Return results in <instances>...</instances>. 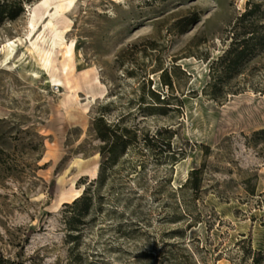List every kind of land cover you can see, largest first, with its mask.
Segmentation results:
<instances>
[{"label":"rangeland","instance_id":"rangeland-1","mask_svg":"<svg viewBox=\"0 0 264 264\" xmlns=\"http://www.w3.org/2000/svg\"><path fill=\"white\" fill-rule=\"evenodd\" d=\"M39 1L20 0L0 23L6 264H248L243 250L264 251V45L218 98L206 87L247 9L260 34L264 0H75L55 16ZM33 48L52 54V69ZM97 117L129 138L102 179L110 141ZM85 187L91 205L69 229L79 206L64 203Z\"/></svg>","mask_w":264,"mask_h":264},{"label":"trees","instance_id":"trees-1","mask_svg":"<svg viewBox=\"0 0 264 264\" xmlns=\"http://www.w3.org/2000/svg\"><path fill=\"white\" fill-rule=\"evenodd\" d=\"M20 0H0V23L4 20H13L15 19L19 13L22 11ZM254 16L253 9H247L243 12L236 20L237 27L242 29L241 36L242 39L237 38L238 34L232 38L229 48L223 53V55L218 58L215 62H213L210 66V81L206 84L207 91L209 90L208 94L213 98H218L217 92L220 90L223 81L229 78L233 73L236 72L237 68L241 64V62L248 58L250 54L256 47L264 45V24L260 26V34L256 35L255 33L257 30L251 23L252 17ZM257 19V18H256ZM250 34L246 38L244 35ZM161 80L162 83L171 87V81L168 78V72L163 70L161 72ZM151 94H155L154 91H150ZM101 117H97L94 121V129L97 133V136L109 142L110 146L108 148V154L105 159L102 158L101 163L99 164V177L102 179L103 177V170L105 166L111 165L115 163L116 158L125 150V146L128 143L129 138L124 137L127 130H121L120 133L113 132L110 129V125H106L102 123ZM125 132V133H124ZM258 133H264V130H261ZM102 153V151H101ZM198 172V169H194L191 172V176L195 175ZM195 177V176H194ZM91 181L88 183L90 184ZM193 189H198V181L195 177L191 182ZM87 188L85 187L82 193L75 197L71 203H64L65 206L69 207H77L79 206L78 213L73 215L67 219V224L69 229H76V223L79 222V218L82 214L86 213L91 205L90 197H88ZM70 237V235H69ZM250 252L251 253V260L248 264H264V251L261 250H251L247 249L243 250V252ZM7 261L0 256V264H6Z\"/></svg>","mask_w":264,"mask_h":264},{"label":"bare ground","instance_id":"bare-ground-1","mask_svg":"<svg viewBox=\"0 0 264 264\" xmlns=\"http://www.w3.org/2000/svg\"><path fill=\"white\" fill-rule=\"evenodd\" d=\"M63 2H66V4L64 5ZM74 2H75V0H40L38 3H36L35 6L39 7L44 12H50L51 9L54 8L55 11H54L53 15L55 16V15H64V13L66 11H68L70 8L73 7ZM30 26H31L30 27L31 30L34 29V27H35L34 21H31ZM49 27H50L51 31L56 32V25L55 24L50 23ZM48 44L49 45H47V46L51 47L52 41ZM4 47H5L4 59L5 60L10 59L12 52H13L14 44L8 42V44H6ZM29 53H30L31 58H34L36 64L40 68L42 67V65L40 64L39 58H43L42 63H44L46 67H48L49 69L53 68V64L55 61L52 60L53 56L49 51L42 53V52L38 51L37 49L33 48L32 50L29 51ZM72 57H73V44L70 43V45L64 46V48L62 49V52L60 53V58H62L64 62L68 63V61ZM11 59H13V58H11ZM64 66H66V64H64ZM57 80L58 79H55V81H57Z\"/></svg>","mask_w":264,"mask_h":264}]
</instances>
